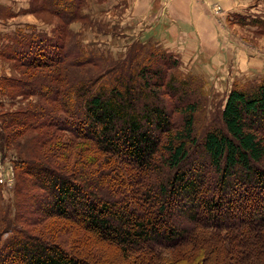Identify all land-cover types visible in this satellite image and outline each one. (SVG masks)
Wrapping results in <instances>:
<instances>
[{"label": "trees", "instance_id": "obj_1", "mask_svg": "<svg viewBox=\"0 0 264 264\" xmlns=\"http://www.w3.org/2000/svg\"><path fill=\"white\" fill-rule=\"evenodd\" d=\"M31 1L22 12L58 23L52 35L19 23L0 49L26 68L0 89L31 97L0 112V148L29 147L0 195V264H97L93 239L128 264H264V79L234 82L198 136L200 78L174 52L85 49L71 22L88 0ZM248 23L264 32V15Z\"/></svg>", "mask_w": 264, "mask_h": 264}, {"label": "rangeland", "instance_id": "obj_2", "mask_svg": "<svg viewBox=\"0 0 264 264\" xmlns=\"http://www.w3.org/2000/svg\"><path fill=\"white\" fill-rule=\"evenodd\" d=\"M29 1L31 0H0L1 50L10 41L11 32L15 25L19 23L31 22L40 30H44L47 34L52 35V30L58 23V19L45 10L22 12L21 8L27 7ZM204 2V0H198L199 4L205 5ZM110 4L111 1L109 0H88L86 8H84V11H87L88 17L71 22L73 31L80 32L79 37L85 49H94L98 50V52L109 50L110 54L114 57L122 54L124 49L135 41L138 44L145 43L158 49L167 47L163 38L168 35L162 21H156L154 25L155 31H151V34L144 32L149 28V22L152 17L153 19L155 17L153 16L154 10L151 7L155 8V10L156 8L158 9L157 16L163 17L162 12L164 13V10L160 6V0L152 1V6L150 7L152 10L149 12L136 11V8L134 11H131V0H121V3L113 6H110ZM19 7L20 9L15 12ZM207 8L216 28L219 56L217 59L211 57L206 59L200 53V60L184 63L179 59L178 67L184 75L192 77L197 74L196 76L200 78L197 84L199 85V90H202L204 109L195 120L194 128L198 136L202 135L206 129L214 124L217 113L222 108L227 91L234 82L239 83L240 86L248 87L264 79V32L257 25L248 23L251 17H263L264 0H207ZM94 16L96 19L104 21L100 31L105 32H100L92 26L95 24L92 21ZM238 16H244L246 22H239ZM40 51L38 50L39 54ZM34 52L36 50L26 52L24 55L22 54V58L25 59L34 54ZM175 55L178 57L177 53ZM245 55L248 57V61L246 62L248 67L242 68L238 60ZM42 56L44 57V55ZM250 57L252 58L250 59ZM39 69L41 68H30L31 71ZM24 70L26 68L19 63L17 64L15 60L7 59L0 55V80L4 76L9 78L20 77L23 75L22 72ZM19 97L9 95L0 89V112L25 109L28 99L31 97L21 99ZM178 117L180 116H177V114L173 117L176 124H179ZM1 131L0 128V135ZM28 131H30V135H35L38 132V130L31 129ZM40 148L44 149L46 147L42 146ZM28 149L29 147L22 145L18 147L12 145L4 150L0 148V178L4 179V181H0L2 203L9 201L14 193L15 169L13 161L20 156L23 157ZM191 165L193 167V164ZM193 169H196V167ZM7 178L10 181L9 185H6L5 182ZM91 241L93 243L90 242L87 249H90L89 253H93L97 249V253H94V259H92L97 261V264H107L109 261L110 264H128L122 260L115 249H112L111 245H106L104 242L105 246L102 247L94 242V239ZM93 244H97L95 249L91 248ZM205 262L206 264L208 263L207 261ZM221 263L223 264V262ZM210 264L219 263L213 262Z\"/></svg>", "mask_w": 264, "mask_h": 264}, {"label": "crops", "instance_id": "obj_3", "mask_svg": "<svg viewBox=\"0 0 264 264\" xmlns=\"http://www.w3.org/2000/svg\"><path fill=\"white\" fill-rule=\"evenodd\" d=\"M110 6L118 5L121 0H109ZM153 0H131V11L149 12L154 10L149 28L144 32L155 31L154 25L157 20L164 23L166 34L164 37L166 49L178 54L179 59L188 63L192 60H200V53L208 59H217L219 45L216 41V28L212 17L209 16L207 0L205 5L199 4L198 0H160L164 10L163 17L157 16L158 9L151 7ZM158 3V2H157ZM152 9H151V8ZM19 8L15 10L18 11ZM13 10V9H12ZM24 14V13H23ZM28 22V21H26ZM154 29V30H152ZM151 34V33H150ZM167 38V39H166ZM252 57H250L251 59ZM242 68H247L248 57H240L238 60Z\"/></svg>", "mask_w": 264, "mask_h": 264}, {"label": "built area", "instance_id": "obj_4", "mask_svg": "<svg viewBox=\"0 0 264 264\" xmlns=\"http://www.w3.org/2000/svg\"><path fill=\"white\" fill-rule=\"evenodd\" d=\"M0 181H4V179L3 178H0ZM6 182V185H9V183H10V181H9V179L7 178V181H5Z\"/></svg>", "mask_w": 264, "mask_h": 264}]
</instances>
